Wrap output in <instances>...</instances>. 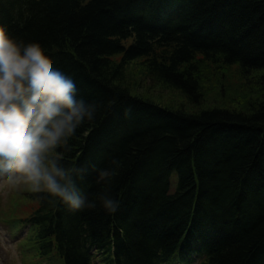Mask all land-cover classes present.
Wrapping results in <instances>:
<instances>
[{
  "label": "trees",
  "instance_id": "16d2710c",
  "mask_svg": "<svg viewBox=\"0 0 264 264\" xmlns=\"http://www.w3.org/2000/svg\"><path fill=\"white\" fill-rule=\"evenodd\" d=\"M162 1L0 0V24L41 43L97 106L53 155L84 170L75 179L87 193L117 162L116 213L99 202L70 212L31 192L25 222L41 253L56 249L65 264H91L93 247L106 264H162L192 242L208 251L203 264H264V101L201 108L197 77L209 61L264 87V0ZM136 62L189 105L134 95L123 79Z\"/></svg>",
  "mask_w": 264,
  "mask_h": 264
},
{
  "label": "clouds",
  "instance_id": "9594fccd",
  "mask_svg": "<svg viewBox=\"0 0 264 264\" xmlns=\"http://www.w3.org/2000/svg\"><path fill=\"white\" fill-rule=\"evenodd\" d=\"M96 115V104L79 94L75 79L52 63L41 43L20 41L0 24V180L46 193L50 202L70 212L99 202L116 213L115 160L112 167L98 170L100 189L87 193L75 179L84 170L66 167L53 155Z\"/></svg>",
  "mask_w": 264,
  "mask_h": 264
},
{
  "label": "rangeland",
  "instance_id": "374dc122",
  "mask_svg": "<svg viewBox=\"0 0 264 264\" xmlns=\"http://www.w3.org/2000/svg\"><path fill=\"white\" fill-rule=\"evenodd\" d=\"M163 0L162 3H166ZM130 43V42H128ZM119 59V58H118ZM201 87L203 101L201 108L226 107L237 110H248L251 104L264 101L263 88L255 87V81L242 74L237 66H223L207 61L199 66L197 73ZM123 85L127 86L134 95L148 98L164 106H178L187 104L185 96L175 89L165 85L160 80L151 77L141 62L130 65L125 71ZM175 175L171 176V184L176 182ZM16 191L15 195H12ZM29 192L24 185L12 186L6 181L0 180V218L6 217L9 210L15 207L11 213L18 218L36 208V203L29 201ZM22 234H26L23 230ZM10 233L5 231V225L0 221V264H31L30 247L26 245V251L13 244Z\"/></svg>",
  "mask_w": 264,
  "mask_h": 264
},
{
  "label": "bare ground",
  "instance_id": "6f19581e",
  "mask_svg": "<svg viewBox=\"0 0 264 264\" xmlns=\"http://www.w3.org/2000/svg\"><path fill=\"white\" fill-rule=\"evenodd\" d=\"M155 26H156V24H155ZM168 186H169L168 192H172L174 189L172 188L171 185H168ZM203 217L205 218L204 215H203ZM204 224H205V222H204ZM204 227H205V226L202 227V230L204 229ZM223 228H224V227H221V228H220L221 233H222Z\"/></svg>",
  "mask_w": 264,
  "mask_h": 264
}]
</instances>
